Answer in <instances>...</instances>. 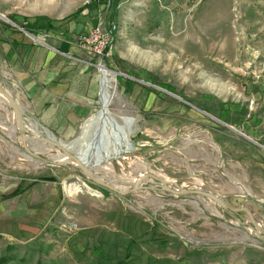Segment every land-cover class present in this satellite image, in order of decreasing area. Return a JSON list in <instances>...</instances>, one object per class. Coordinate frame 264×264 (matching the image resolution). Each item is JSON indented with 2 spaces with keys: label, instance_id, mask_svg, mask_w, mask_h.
Instances as JSON below:
<instances>
[{
  "label": "rangeland",
  "instance_id": "obj_1",
  "mask_svg": "<svg viewBox=\"0 0 264 264\" xmlns=\"http://www.w3.org/2000/svg\"><path fill=\"white\" fill-rule=\"evenodd\" d=\"M88 1L0 0V78L11 73L6 33L41 46L45 38L27 26L44 16L55 29L72 27L76 53L85 63L70 70V88L91 89L96 108L69 137L29 121L27 133L97 160L128 139L129 149L93 170L121 191L152 174L226 200L242 196L264 209V154L253 139L264 131V0H107L93 20H65ZM99 23L118 26L104 59L80 42ZM100 65L116 77L115 89H108V119L101 114ZM124 117L133 120L128 136L121 128ZM33 148L46 160L65 157L46 144ZM24 154L13 112L0 96V172L9 182L37 180L28 198H49L53 206L37 222L47 237L39 244L37 264H134L133 253L135 261L149 264L150 253L180 237L189 245L214 247L247 239L245 231L252 236L246 216L248 225L242 226L207 198L174 196L155 188L152 179L120 196L92 183L76 164L49 165ZM17 247L7 250L0 241V264H36L19 258L23 249Z\"/></svg>",
  "mask_w": 264,
  "mask_h": 264
},
{
  "label": "crops",
  "instance_id": "obj_2",
  "mask_svg": "<svg viewBox=\"0 0 264 264\" xmlns=\"http://www.w3.org/2000/svg\"><path fill=\"white\" fill-rule=\"evenodd\" d=\"M71 28L58 24L53 31H39L38 36L45 38L41 46L32 45L34 43L21 34L6 33L8 40L3 45L5 56L8 58L10 55L8 68L11 67V73L7 70L0 78L2 86L20 106L26 124L29 121L51 131L61 129L67 137L76 133L81 123L96 109L90 98L91 89L70 88L73 84L70 70L77 63H85L82 56L76 53V35L71 33ZM247 126L244 124L245 130L249 129ZM253 139L260 141L258 145L264 154V131ZM17 179L19 182L6 181L5 175L0 172V241L7 250L15 247L13 250L16 252L17 246L19 250L23 249L19 258H27L37 264L42 257L39 244L47 238L37 229V222L53 206L49 198L41 201L28 198L30 188L37 186V180L26 185L23 177ZM20 186L25 190L23 194L4 198ZM248 233H243L247 239L236 244L219 242L214 247L189 245L180 237L164 249L156 248L158 252L150 253L152 261L149 264H264V244ZM132 258L134 264H141L135 261L134 253Z\"/></svg>",
  "mask_w": 264,
  "mask_h": 264
},
{
  "label": "water",
  "instance_id": "obj_3",
  "mask_svg": "<svg viewBox=\"0 0 264 264\" xmlns=\"http://www.w3.org/2000/svg\"><path fill=\"white\" fill-rule=\"evenodd\" d=\"M0 96L4 98L6 104L11 108L13 112L17 132L22 139L23 149L25 151V154H24L25 157L33 158L40 162L47 163L49 165L55 164L58 166H66L72 163L76 164L81 169L84 176L87 179H89L92 183L110 192L116 193L120 196L130 195L140 190L141 188H143L142 184L145 180L152 179L155 182H157V186L155 188H160L163 191L168 192L174 196H179V197L201 196V197L207 198L211 200L212 202H214L216 205H218L224 212L230 213L232 218L236 222L240 223V225L242 226L248 225V223L245 222V219L248 218L249 222L252 225L251 227L252 236L264 244V228L261 227V225L258 222V221L264 222V216H262V212L264 211L263 207L257 206L247 201L246 198L242 196L235 197L231 200H226L216 194H212L207 191L195 190V189L194 190L183 189V188L178 187L175 183H170L152 174L144 175L138 181H136V183L134 184L132 188L121 191L118 188H116L114 185H112L111 183L104 181L102 177L94 174L93 173L94 168L89 167V165L86 163V160H85L86 158L83 157L80 153L70 151L69 146H64L56 142V140L50 137L29 135L27 133V125L25 122V118L23 117L22 111L20 109V106L11 97V95L2 86L1 83H0ZM132 122L133 120L126 121L127 126H128L127 136L131 133ZM39 143L46 144L55 149L61 150L65 155L64 159L60 162L44 159L40 155V152L33 148V146ZM30 146H32V149H30ZM242 214L246 216V218L243 217ZM259 217H261L263 220Z\"/></svg>",
  "mask_w": 264,
  "mask_h": 264
},
{
  "label": "bare ground",
  "instance_id": "obj_4",
  "mask_svg": "<svg viewBox=\"0 0 264 264\" xmlns=\"http://www.w3.org/2000/svg\"><path fill=\"white\" fill-rule=\"evenodd\" d=\"M99 72L101 73V79H102V83H103V89H102V94H101V101H102V106H103V111L101 114H103L105 116V118H109V110H108V107L110 106L109 104L111 103V100H112V92H108V89L110 87H113V89H115V85H116V77L113 73L107 71L106 68L104 67H99ZM5 101V100H4ZM101 114H99V116H101ZM98 118H96V121H97ZM101 119V118H99ZM105 120V119H104ZM103 120V122H104ZM114 120V119H113ZM112 120V121H113ZM123 120L126 122V121H131L132 119L129 117H124ZM101 121V120H100ZM117 121V120H116ZM107 123V122H106ZM110 124V123H109ZM90 125V124H89ZM119 125V124H118ZM122 125V124H121ZM133 125V124H132ZM92 128H93V124L91 125ZM95 126V125H94ZM96 126H97V123H96ZM103 126V125H102ZM110 126V125H109ZM99 128V126H97ZM106 127V126H105ZM118 127V126H117ZM91 128V127H90ZM91 128V129H92ZM125 134H127V130H128V126L126 124V126H122L121 127ZM89 128H87V131H88ZM104 129V128H103ZM113 129V128H111ZM118 129V128H117ZM106 130V129H105ZM110 130V129H109ZM90 131V130H89ZM115 131V130H114ZM119 131V130H117ZM132 131V130H131ZM104 132V131H102ZM120 132L121 129H120ZM100 133V132H99ZM110 134V133H109ZM114 134V133H113ZM129 134V133H128ZM107 135V133H106ZM121 135V134H120ZM122 135H123V132H122ZM127 136V135H126ZM99 138V137H98ZM97 138V139H98ZM116 139V137H115ZM92 142V141H91ZM85 143H87L85 141ZM85 145V144H84ZM89 146V145H88ZM128 139L124 138V140L122 141V143H120L118 146H116V150L113 151L114 154H110V153H107L105 156H102V159L100 160H97V159H93V156L92 158L88 157L87 155L83 154L82 151H80L79 153L85 157L86 159V163L89 165L90 168H94V169H101L103 166H107L109 165L112 160L114 159V157H117V156H120L121 154L124 153L125 149H129L128 147ZM94 147V146H93ZM112 147V146H111ZM83 148V147H82ZM104 151V150H103ZM95 153V152H94ZM105 153V152H104ZM93 154V153H92ZM97 155V154H96ZM103 155V153H102ZM64 158H59L58 159V162L62 161ZM116 159V158H115ZM144 175H142L141 177H143ZM140 177V178H141ZM139 180V178L137 179ZM136 180V181H137ZM168 181V180H167ZM176 182V181H175ZM199 186V185H198ZM203 191H206L205 189H201ZM259 224L261 225V227L264 228V222H260L258 221Z\"/></svg>",
  "mask_w": 264,
  "mask_h": 264
},
{
  "label": "built area",
  "instance_id": "obj_5",
  "mask_svg": "<svg viewBox=\"0 0 264 264\" xmlns=\"http://www.w3.org/2000/svg\"><path fill=\"white\" fill-rule=\"evenodd\" d=\"M97 3H105L107 0H90ZM118 26L115 23L106 26L99 23L91 32L80 38V42L84 49L91 52L95 57L100 59L107 58L113 43L116 40ZM103 67L102 65H100ZM105 68V67H104Z\"/></svg>",
  "mask_w": 264,
  "mask_h": 264
},
{
  "label": "trees",
  "instance_id": "obj_6",
  "mask_svg": "<svg viewBox=\"0 0 264 264\" xmlns=\"http://www.w3.org/2000/svg\"><path fill=\"white\" fill-rule=\"evenodd\" d=\"M101 4L97 2L91 1L89 4L84 5L83 7L79 8L76 12L69 15L65 20L68 22H75L77 24L83 23L90 19L93 20L97 17V9L99 8ZM86 11V13H84ZM28 32L31 34L37 35L39 31H45L49 32L53 29H55L53 21H51L49 18L44 16H39L34 19V23L31 20H28ZM17 45V44H16ZM24 189L22 186H20L15 192H13L11 195H8L4 197L5 199H10L17 197L24 193ZM118 264H126L125 262H120Z\"/></svg>",
  "mask_w": 264,
  "mask_h": 264
}]
</instances>
